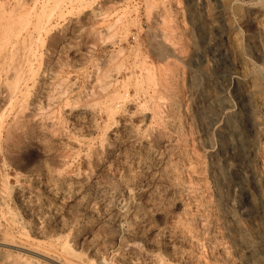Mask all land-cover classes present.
<instances>
[{"label": "rangeland", "instance_id": "rangeland-1", "mask_svg": "<svg viewBox=\"0 0 264 264\" xmlns=\"http://www.w3.org/2000/svg\"><path fill=\"white\" fill-rule=\"evenodd\" d=\"M100 263L264 264V0H0V264Z\"/></svg>", "mask_w": 264, "mask_h": 264}, {"label": "bare ground", "instance_id": "bare-ground-1", "mask_svg": "<svg viewBox=\"0 0 264 264\" xmlns=\"http://www.w3.org/2000/svg\"><path fill=\"white\" fill-rule=\"evenodd\" d=\"M253 11V10H252ZM213 25V24H212ZM260 41V40H259ZM262 43V42H261ZM260 43V44H261ZM243 124V126H245L244 125V122L242 123ZM247 125V124H246ZM235 127V131H234V133L235 134H237V137L238 138H240V139H242V140H244V141H248L249 140V137L251 136L250 134H248L247 133V129L246 128H242V127H239V125L236 127V126H234ZM250 133V132H249ZM234 135V134H233ZM241 153V152H240ZM248 154H249V149L246 147V145H245V148H244V152L243 153H241V154H235V156H233V157H228V158H225V162H226V164L227 163H229V165H230V167H231V170L234 172V174H236V173H238V172H245L246 173V175L247 174H252V171L253 170H251L250 169V167L249 166H246V161H247V156H248ZM249 164V163H248ZM244 175V174H243ZM236 177V176H235ZM247 179V178H246ZM241 181V180H240ZM50 187V186H49ZM71 256V255H70ZM104 261H105V259H104ZM103 260H102V262H104ZM109 262V261H108ZM68 263V262H67ZM107 263V262H106ZM105 263V264H106ZM100 264H102V263H100Z\"/></svg>", "mask_w": 264, "mask_h": 264}]
</instances>
